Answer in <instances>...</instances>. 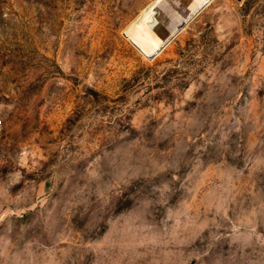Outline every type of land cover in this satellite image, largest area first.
Listing matches in <instances>:
<instances>
[{
    "label": "rangeland",
    "instance_id": "obj_1",
    "mask_svg": "<svg viewBox=\"0 0 264 264\" xmlns=\"http://www.w3.org/2000/svg\"><path fill=\"white\" fill-rule=\"evenodd\" d=\"M151 1L0 0V264H264V0Z\"/></svg>",
    "mask_w": 264,
    "mask_h": 264
},
{
    "label": "bare ground",
    "instance_id": "obj_2",
    "mask_svg": "<svg viewBox=\"0 0 264 264\" xmlns=\"http://www.w3.org/2000/svg\"><path fill=\"white\" fill-rule=\"evenodd\" d=\"M210 0H152L144 6L127 30L146 55L159 49Z\"/></svg>",
    "mask_w": 264,
    "mask_h": 264
},
{
    "label": "water",
    "instance_id": "obj_3",
    "mask_svg": "<svg viewBox=\"0 0 264 264\" xmlns=\"http://www.w3.org/2000/svg\"><path fill=\"white\" fill-rule=\"evenodd\" d=\"M181 27V26H180ZM155 54L147 55L149 58L153 57Z\"/></svg>",
    "mask_w": 264,
    "mask_h": 264
},
{
    "label": "built area",
    "instance_id": "obj_4",
    "mask_svg": "<svg viewBox=\"0 0 264 264\" xmlns=\"http://www.w3.org/2000/svg\"><path fill=\"white\" fill-rule=\"evenodd\" d=\"M0 123H1V121H0Z\"/></svg>",
    "mask_w": 264,
    "mask_h": 264
}]
</instances>
